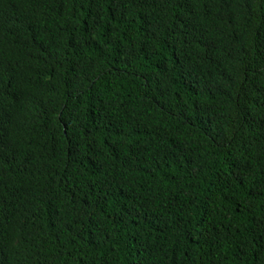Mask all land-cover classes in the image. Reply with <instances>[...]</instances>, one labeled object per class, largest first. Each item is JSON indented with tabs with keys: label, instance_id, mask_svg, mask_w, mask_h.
<instances>
[{
	"label": "trees",
	"instance_id": "1",
	"mask_svg": "<svg viewBox=\"0 0 264 264\" xmlns=\"http://www.w3.org/2000/svg\"><path fill=\"white\" fill-rule=\"evenodd\" d=\"M0 264H264V0H0Z\"/></svg>",
	"mask_w": 264,
	"mask_h": 264
}]
</instances>
